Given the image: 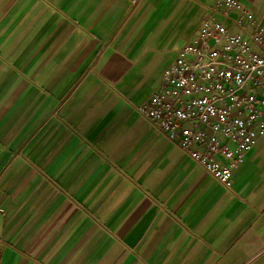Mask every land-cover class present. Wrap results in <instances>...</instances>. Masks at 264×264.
Listing matches in <instances>:
<instances>
[{"label": "crops", "instance_id": "0c3cea01", "mask_svg": "<svg viewBox=\"0 0 264 264\" xmlns=\"http://www.w3.org/2000/svg\"><path fill=\"white\" fill-rule=\"evenodd\" d=\"M217 4L0 0V264H264V137L229 190L134 109Z\"/></svg>", "mask_w": 264, "mask_h": 264}, {"label": "built area", "instance_id": "2783aa9c", "mask_svg": "<svg viewBox=\"0 0 264 264\" xmlns=\"http://www.w3.org/2000/svg\"><path fill=\"white\" fill-rule=\"evenodd\" d=\"M219 7L242 12V32L206 16L134 109L230 190L233 170L264 137V29L239 0Z\"/></svg>", "mask_w": 264, "mask_h": 264}]
</instances>
